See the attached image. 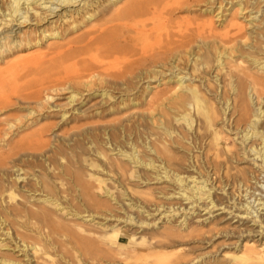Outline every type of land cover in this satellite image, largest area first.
<instances>
[{"label":"bare ground","instance_id":"obj_1","mask_svg":"<svg viewBox=\"0 0 264 264\" xmlns=\"http://www.w3.org/2000/svg\"><path fill=\"white\" fill-rule=\"evenodd\" d=\"M39 1L0 0V62L5 61L11 52L23 51L35 45L33 30H23L22 27L49 20L48 11L39 9ZM57 1L69 4L79 0ZM187 1L133 0L127 6L104 15L101 24L82 32L75 44L65 50L60 49L48 59L49 64L45 62L44 52H40L20 55L9 63L5 71L0 69V228L7 235L14 233L17 245L21 247L22 244L29 250L28 264H264V236L257 240L248 239L236 245L234 252L227 251L221 256H214L213 250L198 251L203 244L196 242L207 241L208 236L206 225L201 223L189 221L184 228L179 229L165 227L143 235L139 241H133L130 237L119 240H115L114 236L110 239L106 235L97 237L83 225L63 223L55 216L51 205L64 203L62 198L73 185L76 190H80V195L89 193V184L79 177L76 170L83 149L76 138L78 133L62 136L55 131L52 134L54 141H51L46 137L50 128L43 126L16 138L20 129L49 117L46 110L59 106L54 98L60 93L70 89L72 94L69 99L75 101L80 92L76 87L78 79L98 75L109 84L129 90L130 81L148 71L150 66L156 68L168 60L179 66L180 62L187 59L193 64L194 72L190 76H194V79L185 85L187 73L179 75L182 88L178 94V110L191 126L192 121L186 111H191L189 105L193 106L198 130H204V133L199 132L196 136H202L207 158L215 163L211 170L213 173H207L204 179L202 174V183L199 185L197 182L190 189L196 194H200L201 190L210 192L211 188L206 191L209 179L213 174L214 178L220 177L217 176L218 170L234 162L235 151L231 149L227 153L217 139V126L221 121L225 127L232 122L239 124L236 129L242 132L244 145L249 148V152L252 150L258 156H254V161L259 163L260 172L264 173V121L258 123L264 117V17L257 14L261 9H257L250 20L253 29L249 33L239 34L246 24L239 16L232 15L229 20L232 29L225 36H220L230 42L239 39L240 48L220 44L212 34V21L196 25L187 20L176 21L165 33L160 32L148 39L151 30L157 31L163 22L171 20L168 17L170 10ZM107 2L104 5V0H86L81 8L93 17L97 12L120 3L119 0ZM244 2L238 0L236 4L244 9ZM52 3L55 4V0ZM48 10L53 13L57 7L49 6ZM67 16L74 17V14L72 12ZM16 25L18 29H14ZM7 26L8 29H5ZM79 26L76 24L74 28ZM232 30L235 31L229 36ZM47 31L45 28L42 33L49 35ZM242 46L246 49L243 50ZM235 49L239 52L235 53ZM202 66L207 71L213 68L217 70L215 77L220 78L222 86H217L216 93L210 88V78L205 84L208 90L202 87L201 82L195 81V71ZM32 73L38 78L23 86L18 84L19 78ZM222 73L225 74L224 80ZM8 76L13 79L6 82ZM254 95L257 109L252 104ZM14 109L19 112L8 113ZM254 116L258 121L253 119ZM158 126L162 127L163 124ZM167 128L170 130L171 126ZM92 129L91 126L79 131L92 138ZM161 134L158 132L151 140L160 141ZM253 137L252 143L246 145V141ZM179 143L183 146L181 141ZM150 144L157 156L148 154L147 160L132 150V158L146 166L161 160L166 178L171 176L183 185L185 182L190 185L188 179L192 175H183L185 171L181 168L182 163L170 153L168 147L164 143L162 148L155 143ZM165 152H168L166 157L162 154ZM244 152H247L246 149ZM247 155L251 156L250 153ZM259 157L261 159L258 162ZM177 164L179 167L174 166ZM193 177L192 182H196L197 177ZM219 189L223 190L224 187L218 185L216 191ZM136 192L141 194L142 191ZM37 194V198L42 201L32 200ZM221 198L218 194L212 197L207 208L209 205L218 209L226 208ZM259 199H262L258 203L259 209L263 210L264 199ZM241 207L246 208L241 213L247 214L248 218L257 212L256 218L252 215L250 220L245 218L243 222L258 220L259 227L264 226V214L258 213L250 202L243 203ZM76 213L81 212L76 210ZM216 221L219 222L220 218ZM208 238L210 241L211 237ZM5 259L0 257V263ZM8 264L27 263L10 259Z\"/></svg>","mask_w":264,"mask_h":264},{"label":"rangeland","instance_id":"obj_2","mask_svg":"<svg viewBox=\"0 0 264 264\" xmlns=\"http://www.w3.org/2000/svg\"><path fill=\"white\" fill-rule=\"evenodd\" d=\"M85 1L60 4L61 2L55 0L53 4L52 0H40L39 9L48 11L49 20L36 21L32 26L22 27L23 30H33L35 45L23 51L16 50L9 53L6 60L0 62L1 71H5L10 62L23 54L44 52L45 62L49 64L48 59L56 55L60 49L65 50L71 44H75L76 38L82 32L101 24L104 15L116 11L119 7L127 6L133 0H119L120 3L117 5L97 12L93 17L81 8ZM206 1L189 0L170 10L168 17L171 20L163 22L161 30H151L148 39L154 38L160 32L165 33V30L168 27L172 28L176 21L187 20L195 25L212 21V34L220 44L240 48L239 39L230 42L220 37L225 36L226 32L232 29L229 24L232 15L239 16L246 24L239 33L242 35L253 29L250 20L257 9H261L257 14L264 17V0H244V9L236 4L238 0H223L222 4L221 0H215L214 3H206ZM108 2L104 0V5ZM49 6L57 7V10L52 13L48 10ZM252 10L254 12L250 15ZM72 12L74 17H65ZM76 24L80 26L74 28ZM11 27L10 25L9 28ZM45 28L49 35L42 33ZM5 29H8V26ZM14 29H18V25ZM207 30L209 32L210 27ZM234 31L232 30L229 36ZM242 49L246 47L242 46ZM238 52L235 49V53ZM179 64L176 66L174 62L168 60L166 64H160L156 68L150 66L148 71L130 81L129 90H125L120 85L109 84L98 75L85 76L78 79L76 87L80 92L75 101L69 99L72 94L70 89L60 93L54 98V102L59 106L46 110L49 117L41 119L39 123L30 127L20 129L17 139L43 126L50 128L46 137L51 141H54L55 131L62 136H74V132L78 133L76 138L80 140L83 149L76 170L79 177L89 184V193L80 195V190H76L74 188L76 186L73 185L66 196H63L64 203L51 205L55 216L63 223L83 225L90 228L97 237L106 235L110 239L114 236L115 240L130 237L133 241H139L143 235L165 227L174 226L179 229L184 228L189 221L194 224L201 223L206 225L208 236L206 235L207 241L196 242L203 244L198 251L213 250L214 256H221L227 251L234 252L236 245L251 238L257 240L264 236V226L259 227L260 221L243 222L245 218L250 220L252 215L256 218L257 214L255 212L249 218L247 214L243 215L241 210L244 212L246 209L241 207L243 203L250 202L258 213L264 214V209H259L258 204L262 200L259 199L260 197L264 199V185H262L264 173L260 172L259 163L254 161V156L256 158L258 156L252 150L249 152V148L244 145L242 132L236 129L239 124L232 122L225 127L221 121L217 126L220 147L227 153L231 149L235 151L236 155L234 154L235 157L232 159L234 162L218 170L217 176L220 177L214 178L213 174L207 182L206 191L211 188L210 192L201 190L200 194H196L190 189L197 182L199 185L202 183L200 178L202 174L204 179L207 173H213L211 170L215 163L207 158L208 153L204 149L205 141L202 140V136H196L199 132L204 133V130H198L193 106L189 105L191 111H186L192 121L191 126L178 110V94L181 93L182 88L178 80L179 75L187 73L184 78L185 85L191 82L192 78L194 79V76H190L193 64L187 59ZM206 69L202 66L195 71L197 75L195 81L201 82L202 87L205 86L204 88L208 90L205 84H208L210 78V88L216 93L217 86H222L220 78L215 77L217 70ZM224 75L221 74L223 80ZM36 78L38 76L35 77L32 73L19 78L18 84L23 86ZM11 79L12 76H8L6 82ZM221 89L222 87L219 92L222 91ZM210 95L215 94L210 93ZM252 99L254 109H257L255 95ZM16 112L19 111L15 109L8 111V113ZM64 113H66L65 118ZM253 119L258 121L256 116ZM263 121L264 117L258 123L261 124ZM159 124L163 126L159 127ZM168 125L171 126L170 130L167 128ZM91 126L94 128L92 138L88 134L80 133L79 130H86V127ZM150 132L154 134L150 135ZM158 132L162 133L160 141L154 142L151 139ZM254 139L255 137L248 139L246 145H250ZM96 143L99 145L96 146ZM150 143H155L161 148L164 143L168 147L170 153L182 163L181 168L185 171L183 175L185 177L192 175L188 179L190 185L186 182L183 185L171 176L166 178L161 160L146 166L132 158V150L146 157L147 160H149L148 154L157 156ZM245 149L247 152H244ZM167 153L162 154L166 157ZM249 153L251 156L247 155ZM260 159L259 157L258 162ZM174 166L179 167V164ZM193 176L197 177L196 182H192ZM218 185L223 186L224 189L216 191ZM136 191L142 192L139 194ZM217 194L222 196L223 207L226 205V208L218 209L219 207L213 208L210 205L207 208V203ZM38 196L37 194L32 200L42 201L37 198ZM76 210L81 213H76ZM219 218L220 223L216 221ZM240 218L243 220L239 221ZM208 237H211L210 241ZM28 251L22 244L21 247L17 245L14 233L7 235L0 228V257L7 258L0 264H8L10 259L28 264Z\"/></svg>","mask_w":264,"mask_h":264}]
</instances>
